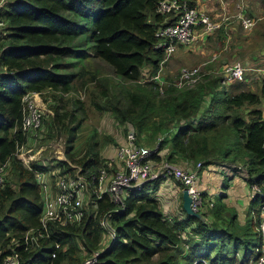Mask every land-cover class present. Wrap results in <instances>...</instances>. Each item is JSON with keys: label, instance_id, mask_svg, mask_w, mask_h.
I'll list each match as a JSON object with an SVG mask.
<instances>
[{"label": "trees", "instance_id": "obj_1", "mask_svg": "<svg viewBox=\"0 0 264 264\" xmlns=\"http://www.w3.org/2000/svg\"><path fill=\"white\" fill-rule=\"evenodd\" d=\"M159 1L5 0L0 7V166L6 164L0 184V264L15 251L20 264H80L95 252L98 264H249L255 257L264 195H251L243 222L223 202L224 195L208 199L206 192L198 211L202 219L187 214L182 204L170 216L157 195L162 178L128 190L123 208L107 194H92L80 220L52 224L48 235H39L42 196L36 171L72 175L76 164L92 186L99 169L112 165L100 151L96 131L82 150H71L81 124L65 109L64 96L88 89L92 106L134 132L138 144L146 140L157 147L152 161L191 169L198 162L203 167L229 160L233 170L241 164L246 182L264 193V78L257 91L246 82L224 86L216 74L204 75L192 87L168 86L163 94L153 83L139 82L143 71L156 74L164 58L156 47V28L175 21L157 11ZM94 62H103L111 74ZM29 92L54 101L52 115L43 119L48 138L67 133L66 160L50 167L34 160L27 168L16 156L29 139L21 129V99ZM71 99L75 111L81 109L82 101ZM66 119L77 120L76 125L67 127ZM106 213L115 233L105 244L100 218Z\"/></svg>", "mask_w": 264, "mask_h": 264}, {"label": "built area", "instance_id": "obj_2", "mask_svg": "<svg viewBox=\"0 0 264 264\" xmlns=\"http://www.w3.org/2000/svg\"><path fill=\"white\" fill-rule=\"evenodd\" d=\"M4 1L0 0V7ZM157 11L161 14H170L175 19L172 24L160 25L155 30V36L158 39L156 47H160L164 51L160 68L169 59L168 57L175 53L178 46H190L196 43L200 36L212 33L220 26L219 23L213 22L207 13L195 6H190L187 0H160ZM238 17L246 30L256 23L253 18L242 13ZM245 72L246 68L240 62L224 64L220 70L221 75L229 83L245 82ZM201 76L202 72L199 65L183 68L173 82L162 80L158 71L154 75L141 78L139 82L142 84L153 83L159 93L163 94L168 86L192 87ZM39 96L38 93L29 92L21 99V129L29 135V139L30 136H36L43 125V111L37 100ZM23 146L18 148V152ZM156 149L157 147L150 149L138 144L134 132H128L125 141L115 150V161H110L111 163L115 162L117 168L113 171H111V165L107 168H100L94 176L92 186L81 173L80 167H75L77 169L72 175L56 174L53 179L46 177L48 176L46 173L36 171L35 178L42 196V213L40 216L42 232L39 235H48L49 227L52 224L66 225L80 220L84 216V209L89 204L92 194L95 195V198H101L103 194H107L113 203L123 208L124 197L128 190L141 189L145 182L159 178L177 180L190 195L192 210L198 212L204 202L203 189L198 187V170L201 163L198 162L191 169L182 168L165 160L156 163L149 157ZM16 156L18 157L17 152ZM19 159L22 161L21 158ZM30 161L33 160L29 159V161H22V163L29 168ZM5 168L6 164L0 166V184L4 182ZM251 190L252 197L257 194L264 195L261 188L256 184L251 185ZM212 203L210 201L209 206ZM109 216L110 213L104 214L100 218V225L111 239L115 231L110 226ZM256 230L259 232L260 242L255 248V257L250 260L249 264H264V201L259 206ZM29 233L30 231L27 232V235ZM97 256L98 252H95L86 257L80 264H98ZM3 264H20V254L15 251L7 255Z\"/></svg>", "mask_w": 264, "mask_h": 264}, {"label": "rangeland", "instance_id": "obj_3", "mask_svg": "<svg viewBox=\"0 0 264 264\" xmlns=\"http://www.w3.org/2000/svg\"><path fill=\"white\" fill-rule=\"evenodd\" d=\"M244 2L245 0H242L239 8H229V5H227L226 8H221V6L214 4L212 13L218 15L217 17L211 15L209 12H206L203 9H200L205 13H208L209 16L211 15L210 19L213 22H221L220 27L217 30L213 31V36L215 37L214 42L207 44L205 56H203L204 54L202 55L201 51H199L198 53H194L191 51L188 52L184 49H189L187 48L189 46H178L175 53L172 56L168 57L169 59L163 64V67L159 68L158 72L161 79L166 82H173L177 79L180 71L183 68L196 67L204 62L210 61V59L211 61L208 63V65L212 64L213 67H219L224 63L227 64L240 62L246 68V83H244V86L246 85L248 89L257 91L260 81L264 78V54L262 55V53L264 52V39L262 37V33L264 32V10L260 13L254 10L253 13H249V10H246L244 12L241 9V7L245 8V6L243 5ZM225 12L227 13V15H229L230 19H234L233 15L236 14L235 17L237 20L235 21H239V24L235 25V29L232 28V24H227V26L224 27L223 22L226 20H223L225 19L223 17ZM241 13L245 16L253 18L256 21V23L250 29L246 30L241 25L240 18L238 17V15ZM231 45H237V47L231 49ZM94 66L98 67V69L104 74H111V69L108 66L104 65L103 62H101V64L98 62H94ZM143 75V78H145L154 74H148L147 72L143 71ZM216 75H219V77L223 79L222 85L227 86L231 84L227 82L221 74ZM203 76L204 75H202L200 79H202ZM200 79L198 80V82H200ZM64 97L65 109L74 112L78 116L81 124L80 127L76 129V136L72 145L73 148L71 150L73 152L82 150V148H84L88 143L90 135L93 134V131H96L95 139L98 141V146L100 147L101 153L106 158H109L110 161H115V159H113L112 157L115 154L117 146L121 145L125 141V137L127 135V127L117 123L109 112L99 110L90 104L92 97L90 89L86 90L85 92L81 91L77 92L74 95ZM71 97H78L82 101L81 109L75 111L76 106L74 105L73 99H71ZM37 100L40 104L41 110L43 111L42 117L44 121L47 122L49 119V115H52V109H50L49 105L53 104L54 101L48 94L42 97L39 96ZM248 109L249 107H245L242 111V114L247 113ZM76 122L77 120L74 122H70L69 119H66L64 123L67 125V127H72L76 125ZM47 132L48 128L43 122L42 128L40 131H38L37 135L30 136V139H28L25 146H23L21 150L19 149V152L17 149L18 157L21 158L22 161H29V159L33 161L39 160L40 163L45 164L47 167H50L53 163L55 164L59 160H66V131L64 133L54 135L52 138H48ZM175 132L176 129H172L170 136L175 134ZM109 138H113L116 145L114 144V142L110 141ZM145 141L146 140L139 142L141 143V145H143ZM143 146L150 149L154 148L152 142H150L148 145L144 144ZM196 164L197 163H195L194 165ZM229 164H231L229 160H225L223 162L221 161L217 164H212L217 171H213L210 177L205 178L206 182H210V186L213 185L217 190L215 196H219L223 193V185L226 184L227 177L230 176L233 172H246L244 171V168L241 166V164L238 166L239 169L236 170H233V167H229ZM76 166V164H72L74 172L77 169L75 168ZM111 167V171L115 170L117 168L116 163L112 162ZM201 167L202 166H200V168ZM204 167L206 166L202 167L203 169L201 170V172H204L207 169ZM51 172L52 171L43 173L48 174V176L46 177H50ZM58 172L59 169H55L52 173L57 174ZM198 177L200 178L199 175ZM175 186L176 187L174 188L159 186V191L157 192V195L161 199L160 201L162 204V209L164 210L165 214L170 216H175L177 214L178 209L183 201L180 191L182 188L180 187L181 185L176 184ZM107 241H110L109 235L105 233V244L107 243Z\"/></svg>", "mask_w": 264, "mask_h": 264}, {"label": "crops", "instance_id": "obj_4", "mask_svg": "<svg viewBox=\"0 0 264 264\" xmlns=\"http://www.w3.org/2000/svg\"><path fill=\"white\" fill-rule=\"evenodd\" d=\"M190 1L194 4L193 6L197 7L198 9H203L206 12H209L211 15H214L216 17L218 15H215L212 13L214 4L221 6V8H226L227 5H229V8H236V7L239 8L240 3H242V0H222V1L221 0H190ZM247 4L249 7L247 6ZM243 5L245 6V8L241 7V9L244 12L246 10H249V13H253L254 11H257L258 13H260L264 10V0H260V1L259 0H256V1L245 0ZM235 16L236 14L233 15L234 19H230L229 15H227V13L225 12L224 17H223L225 18L223 20H226L223 22L224 27H226L227 24H232L233 26L232 28L235 29V25L239 24V21H235L237 20ZM219 25H221V22L219 23ZM213 34L214 32L209 33L204 36H200L198 41L195 44L187 47L189 49H186V48L184 49L188 52L191 51L194 53H198L199 51H201L202 55L204 54L203 56H205L207 44L214 42L215 37L213 36ZM234 47L236 48L237 45L236 46L231 45L230 48L232 49ZM263 54L264 52L262 53V55ZM210 61L200 64L202 75L221 74L220 70L225 63L219 67L218 66L213 67L212 64L208 65ZM262 107H263L262 115L264 116V105ZM112 158L113 159L115 158V154L113 155ZM204 168H207L204 172H201V170L203 169L202 167L198 170V175L200 176V178L198 177V187L203 189V192L207 193L208 199L209 198L214 199L217 193V190L215 189L213 185L210 186V182L208 181L206 182L205 178L210 177L213 171H217V170L212 164L207 165ZM176 184L179 185L180 183L174 178H166V179H162L159 186L174 188L176 187L175 186ZM182 189L183 188H181L180 190L181 194H182ZM222 191L223 193L221 195H224L223 202H225L228 206L234 209L238 214V219L243 222L246 218V212H247V209L249 208L250 201L252 199L251 186L246 182L245 178L243 177V174L239 172H233L230 176H228L226 179V184L223 185ZM258 207H259V204H258ZM252 215H255V213L253 212Z\"/></svg>", "mask_w": 264, "mask_h": 264}, {"label": "water", "instance_id": "obj_5", "mask_svg": "<svg viewBox=\"0 0 264 264\" xmlns=\"http://www.w3.org/2000/svg\"><path fill=\"white\" fill-rule=\"evenodd\" d=\"M182 207L184 209V211L192 216L198 217L200 219H202V215L199 212H194L191 208V198L190 195L188 194L186 189L182 190Z\"/></svg>", "mask_w": 264, "mask_h": 264}, {"label": "bare ground", "instance_id": "obj_6", "mask_svg": "<svg viewBox=\"0 0 264 264\" xmlns=\"http://www.w3.org/2000/svg\"><path fill=\"white\" fill-rule=\"evenodd\" d=\"M127 203V202H126Z\"/></svg>", "mask_w": 264, "mask_h": 264}]
</instances>
